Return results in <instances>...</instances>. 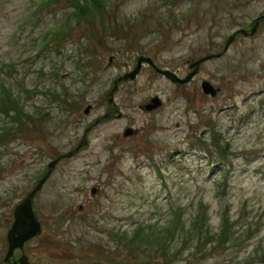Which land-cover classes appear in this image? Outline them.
Here are the masks:
<instances>
[{
  "label": "rangeland",
  "instance_id": "1",
  "mask_svg": "<svg viewBox=\"0 0 264 264\" xmlns=\"http://www.w3.org/2000/svg\"><path fill=\"white\" fill-rule=\"evenodd\" d=\"M71 2L0 0V263L15 205L56 159L31 264H121L137 229L131 264H264V20L190 84L145 63L109 102L140 56L185 76V61L251 29L264 0H102L82 19ZM115 108L122 118L104 117Z\"/></svg>",
  "mask_w": 264,
  "mask_h": 264
},
{
  "label": "water",
  "instance_id": "2",
  "mask_svg": "<svg viewBox=\"0 0 264 264\" xmlns=\"http://www.w3.org/2000/svg\"><path fill=\"white\" fill-rule=\"evenodd\" d=\"M257 29V26L254 27L253 32H255ZM244 32V31H243ZM234 37H231L230 40L228 41L226 45V49L228 46L232 43ZM221 54L217 55L220 56ZM214 57L209 56L208 58ZM141 58L139 60V65L138 67L134 70V72L127 74L125 76V79L130 77V78H135L136 75L139 73L141 69ZM202 59L192 65L196 66L195 71L190 74V76L184 80L180 79L176 74L170 72V71H165L164 73L167 75V77L171 78L173 81L181 82V83H186L188 82L198 71L200 64L202 61L206 60ZM148 62H152L151 59H147ZM117 89V82L116 86L114 87L113 91ZM203 89L207 94H211L213 96L217 95L218 89H216L210 82L205 81L203 83ZM153 101L155 104L149 105L148 108H156L159 106L160 102L158 98H154ZM88 111V110H87ZM130 131H127L126 134H129ZM56 161L50 164V170L48 174L41 180V182L38 184V186L30 192L14 209V222L12 224L11 229L8 232V252L5 257V262L10 261V259L14 256L16 250H21L23 252L21 258L19 259V264H30L28 256L24 253V248L27 242L38 236L39 234L42 233L43 227L42 223L37 217V214L34 209L33 205V199L35 195L37 194V191L42 187L43 183L46 181V179L49 177V175L52 172V169L56 165ZM10 264H18V262L10 263Z\"/></svg>",
  "mask_w": 264,
  "mask_h": 264
},
{
  "label": "trees",
  "instance_id": "3",
  "mask_svg": "<svg viewBox=\"0 0 264 264\" xmlns=\"http://www.w3.org/2000/svg\"><path fill=\"white\" fill-rule=\"evenodd\" d=\"M72 4L71 6L74 8V11L76 12V14L78 15V19H82V18H85L87 16H89V18L92 17V15H96V11L98 10H101L102 7H103V4H102V0H71ZM84 2V3H83ZM83 3V4H82ZM89 4H93V7L90 8L88 5ZM88 18V19H89ZM2 94H5L7 95L8 92L6 90L3 91ZM4 95V96H5ZM3 98H0V103H1V100ZM201 218V215H198L197 219ZM149 227V226H148ZM140 232L141 230L138 231V229L134 232V235L133 237H135L137 240L133 241L132 239H129V242L127 243V246L129 247L130 250L134 251L136 250L135 247H143L145 244H144V241L145 239H143V241H140L139 238H137L138 235H140ZM138 234V235H137ZM137 235V236H136ZM165 237L167 236V234L164 235ZM152 237V236H151ZM161 237V236H160ZM164 237L160 238V240H162ZM139 240V241H138ZM154 243H149V246H153ZM148 246V247H149ZM144 252H151V251H147V249L143 250ZM159 251H157L155 254H157ZM153 253V251H152ZM143 259H147V260H153L152 262H155V264H157L158 260L154 259V258H143ZM151 261H149L150 264H154L152 263ZM148 263V264H149Z\"/></svg>",
  "mask_w": 264,
  "mask_h": 264
},
{
  "label": "flooded vegetation",
  "instance_id": "4",
  "mask_svg": "<svg viewBox=\"0 0 264 264\" xmlns=\"http://www.w3.org/2000/svg\"><path fill=\"white\" fill-rule=\"evenodd\" d=\"M111 114V113H110ZM140 133V131L139 130H137V132H135V135H138Z\"/></svg>",
  "mask_w": 264,
  "mask_h": 264
}]
</instances>
